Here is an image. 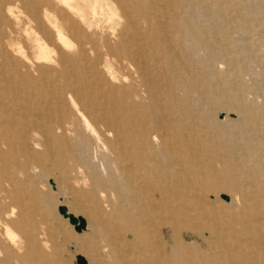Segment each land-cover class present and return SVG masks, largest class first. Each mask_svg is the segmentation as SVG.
<instances>
[{
    "label": "bare ground",
    "instance_id": "bare-ground-1",
    "mask_svg": "<svg viewBox=\"0 0 264 264\" xmlns=\"http://www.w3.org/2000/svg\"><path fill=\"white\" fill-rule=\"evenodd\" d=\"M180 2L184 4L178 11L174 0H0V241L3 237L13 249L21 248L9 225L18 218L9 222L7 218L14 216L20 199L17 192L23 180L13 173L22 174L26 169L19 156L29 152L27 135L41 136L29 128L33 125L42 127L54 140H92L94 159L97 151L104 154L102 161L115 148L126 151L133 172L129 180H122L134 190L150 264H159L165 254L179 263L204 264L201 254L206 250L191 252L180 238L183 230H207L211 238L219 239L213 244L218 246L221 237L250 233L260 226L264 219V92L260 102L251 100L242 106L251 139L257 140L244 141L254 156L249 159L250 153L242 154L243 161H252V178L248 176L246 189L224 146L228 140L232 142L229 130L212 121L201 127L198 117L189 114L192 91L202 86L199 77L203 71L192 65L197 63L192 50L202 44L215 46L216 39L201 42L219 35L216 24L208 23L199 25L200 36H195L191 27L198 23L193 14L196 1ZM200 2L203 9L212 4ZM258 2L264 6L263 0ZM222 11L226 9L222 7ZM233 22L248 30L256 26L237 19ZM229 54L220 56L225 59ZM209 63L214 66V61ZM260 69L264 86V64ZM180 95L185 102L179 100ZM254 109L256 116L250 113ZM205 140L215 146L207 162L196 153ZM66 148H58L57 155L69 157L71 148ZM184 156L188 157L185 168L173 171ZM98 166L105 168L102 163ZM199 168L204 171L200 175ZM37 170L30 168L32 173ZM78 172L84 173L80 164L70 173ZM49 184L57 190L53 180ZM229 186L235 198L231 200L225 193L220 197L231 205L217 208L206 199L209 193L226 191ZM99 196H104L103 191ZM58 199L57 211L64 206L77 221H85L80 231L87 228L85 217L70 211L62 197ZM59 215L77 231L68 216ZM164 228L169 230L167 240ZM220 245L226 252L231 250ZM219 260L212 258L213 264H220Z\"/></svg>",
    "mask_w": 264,
    "mask_h": 264
},
{
    "label": "rangeland",
    "instance_id": "rangeland-1",
    "mask_svg": "<svg viewBox=\"0 0 264 264\" xmlns=\"http://www.w3.org/2000/svg\"><path fill=\"white\" fill-rule=\"evenodd\" d=\"M195 1L193 14L197 22L201 23H195L196 26L191 27L193 34L200 36V32H197L199 25L215 23L219 36L206 38L201 42L216 39L212 43L215 46L206 47L202 44L192 50V55L197 60V63L193 61L192 65L203 67V71L199 77L202 86L192 91L193 100L190 103L193 109L189 114L198 117L201 127L212 121L229 130L232 142L228 140L229 144L225 143L224 146L230 150V159L236 165L234 172L239 176L241 185L247 189L249 186L245 185L252 178L249 175L252 171V161H243L242 154L245 151L250 153L249 159L254 156L244 145V141L246 138L257 143V140L251 139V126L245 119L242 106L251 100L260 102L261 91L264 92L263 77L259 75L260 64H264V6H261L258 0H229L230 2L223 4H220L222 0H208L212 1V4L203 9L201 0ZM181 2L174 0L178 11L184 4ZM222 7L226 11H222ZM202 11L206 13L205 16ZM231 14L233 15L230 16ZM236 19L256 26L252 30L239 27L240 24L233 22ZM228 51L231 54L225 59L221 58L220 55ZM211 61H214V66L210 65ZM180 96L179 100H186L183 95ZM150 102H153L151 98ZM250 113L256 116L257 110L254 109ZM29 128L38 131L41 136L35 137L31 132L27 135L25 146L29 152L19 156L26 169L22 174L13 173L14 177L23 180L17 192L20 199L14 206V216L7 218L8 222L18 218L16 223L9 225L16 232L21 248L13 249L10 243L4 242L1 237L0 259L3 261L0 264H79L78 256H83L87 262L82 261L81 264H150V251L145 241L146 229L137 214L134 190L122 180L124 177L129 180L133 172L131 159L126 151L115 148L109 155L103 156L102 161L100 158L103 153L97 151L96 159L90 153L95 146L92 140H54L46 136L40 126L33 125ZM35 143L39 144L38 148L34 147ZM69 146V157L57 155L58 148L67 149ZM214 147L212 142L205 140V143L197 148L198 159L206 160L214 153ZM27 155L31 156L32 160H28ZM187 160L186 156L179 158L173 171L185 168ZM100 163L104 165V169L99 168ZM77 164L82 166L84 173H74V176L70 172ZM33 166L38 169L35 173L30 171ZM203 172L198 169L199 175ZM65 173L69 175L65 176ZM224 177L227 176L223 175L222 178ZM50 179L55 183L57 190H53L49 184ZM90 186L92 190H89ZM100 191H103V197L99 196ZM232 191V186H229L226 191L209 193L206 199L215 202L217 208L231 205L230 202L224 201L220 194L225 193L232 200L235 198ZM58 197H62L63 204L67 205L70 211L85 217L87 228L77 232L59 215ZM260 227L263 232L261 238L258 232ZM253 229V232L239 236L230 234L225 238L221 237V243L231 249L229 252H226L227 249L220 245L221 243L213 246L219 239L216 241L211 238L207 230H183L180 238L186 241L188 249L193 253L196 248L206 250L201 254L204 264H213L214 256L221 258L218 261L220 264H264V219L260 226ZM163 232L167 240L168 228H164ZM209 247L210 250H207ZM161 258L159 264H187L185 261L179 263L180 260L177 261L171 254H165Z\"/></svg>",
    "mask_w": 264,
    "mask_h": 264
},
{
    "label": "water",
    "instance_id": "water-1",
    "mask_svg": "<svg viewBox=\"0 0 264 264\" xmlns=\"http://www.w3.org/2000/svg\"><path fill=\"white\" fill-rule=\"evenodd\" d=\"M58 211H59V213H61L64 217H65V216H68L69 221H70L71 223H74V224H75V229H76L77 231H80L82 228L85 227V221H84L82 218H79V220L77 221V219H76L72 214H68V213L66 212V209H65L64 206H59ZM78 261H79V264H81L82 261L85 262V260H83V258H82L81 256H78Z\"/></svg>",
    "mask_w": 264,
    "mask_h": 264
}]
</instances>
